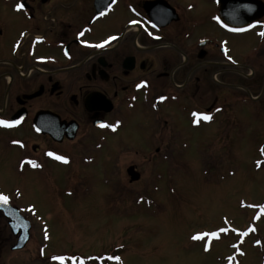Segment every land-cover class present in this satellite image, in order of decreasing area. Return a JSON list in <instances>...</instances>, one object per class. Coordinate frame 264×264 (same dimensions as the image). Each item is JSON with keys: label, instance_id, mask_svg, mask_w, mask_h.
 <instances>
[{"label": "flooded vegetation", "instance_id": "1", "mask_svg": "<svg viewBox=\"0 0 264 264\" xmlns=\"http://www.w3.org/2000/svg\"><path fill=\"white\" fill-rule=\"evenodd\" d=\"M204 5L200 16L197 4L178 0H0V120L18 122L0 124V156L19 178L43 176L47 166L73 164L60 147L97 155L141 116L150 118L154 136L148 148H134L133 159L149 166L169 163L186 130L217 134L222 145L226 135L240 142L253 121L264 134V17L262 25L233 27L219 0ZM114 16L116 31L98 35L97 24ZM250 39L251 50L236 49ZM93 162L92 154L82 164ZM128 166L140 174L132 182L127 168L129 184L139 183V162ZM0 194L30 221L26 214L36 208L18 204L19 190L0 187ZM3 230L9 250L18 252L12 248L22 232L12 231L0 208V264Z\"/></svg>", "mask_w": 264, "mask_h": 264}, {"label": "rangeland", "instance_id": "2", "mask_svg": "<svg viewBox=\"0 0 264 264\" xmlns=\"http://www.w3.org/2000/svg\"><path fill=\"white\" fill-rule=\"evenodd\" d=\"M178 1L197 4L200 16L207 12L204 0ZM117 26V16L98 23V35ZM252 45L250 39L236 49L244 53ZM136 122L130 119L110 138L111 149L97 155L60 147L73 164L47 166L43 176L19 178L0 156V187L19 190L18 204L36 208L26 214L33 228L23 250L11 252L3 230L1 264H264V172L255 170L264 168V134H256L258 124L253 121L240 142L226 135L223 145L234 142L226 159L217 134L186 130L167 151L169 163L149 166L133 154L139 145L150 146L151 121L141 116ZM92 154L98 162L83 165ZM132 162L144 176L130 185L126 169ZM213 232L218 236L204 235ZM197 235L204 238L193 239Z\"/></svg>", "mask_w": 264, "mask_h": 264}, {"label": "water", "instance_id": "3", "mask_svg": "<svg viewBox=\"0 0 264 264\" xmlns=\"http://www.w3.org/2000/svg\"><path fill=\"white\" fill-rule=\"evenodd\" d=\"M221 5V11L224 17V21L233 27L246 28L254 22H259L264 17V2L261 0H219ZM55 140L56 136L53 135ZM72 140L74 137H70ZM130 180L137 181L140 178V174L135 170V167H130L127 170ZM1 209L4 211L5 216L10 220L9 225L12 231L17 234L22 232L19 236L17 244L12 250L23 249L30 239L31 224L24 217L20 215V212L14 209L8 203H0Z\"/></svg>", "mask_w": 264, "mask_h": 264}, {"label": "snow or ice", "instance_id": "4", "mask_svg": "<svg viewBox=\"0 0 264 264\" xmlns=\"http://www.w3.org/2000/svg\"><path fill=\"white\" fill-rule=\"evenodd\" d=\"M16 7H17L18 10H20V9L23 8V4H17ZM261 35H264V33H261ZM97 46L99 47L101 45H97ZM229 59H231V57H229ZM193 115L196 116L198 120L199 119H203V120L207 121V120L211 119V117L206 115V114L193 113ZM11 123H18V122H9V121L0 120V124L5 125V126H11ZM102 126H104V125H102ZM49 155H53V154L49 153ZM56 159L64 160L65 158L57 156ZM8 200H9V198L6 195L0 194V203L6 205L8 203ZM261 211H264V206H261ZM204 235H209L211 237H217L218 233L213 232V233L204 234ZM203 238H204L203 235H197V236L193 237V239H203ZM57 259L63 260L62 257L57 258ZM109 259H115V260L119 261L120 258L119 257H109Z\"/></svg>", "mask_w": 264, "mask_h": 264}]
</instances>
